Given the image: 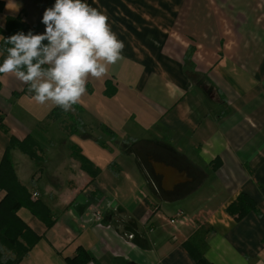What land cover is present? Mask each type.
<instances>
[{
  "label": "crops",
  "instance_id": "0c3cea01",
  "mask_svg": "<svg viewBox=\"0 0 264 264\" xmlns=\"http://www.w3.org/2000/svg\"><path fill=\"white\" fill-rule=\"evenodd\" d=\"M215 1L84 0L125 47L75 111L0 74V168L53 221L17 210L39 238L18 264H197L203 225L209 264H264V0ZM15 2L0 24L43 33L55 0ZM240 195L256 208L236 219Z\"/></svg>",
  "mask_w": 264,
  "mask_h": 264
},
{
  "label": "clouds",
  "instance_id": "9594fccd",
  "mask_svg": "<svg viewBox=\"0 0 264 264\" xmlns=\"http://www.w3.org/2000/svg\"><path fill=\"white\" fill-rule=\"evenodd\" d=\"M9 5L17 14L22 8L15 0H8ZM41 23L43 33L0 35V55L6 53L0 74H13L40 105L51 101L65 112L75 111L89 78H103L108 65L123 59L124 43L112 31L109 17L84 0H55Z\"/></svg>",
  "mask_w": 264,
  "mask_h": 264
},
{
  "label": "trees",
  "instance_id": "16d2710c",
  "mask_svg": "<svg viewBox=\"0 0 264 264\" xmlns=\"http://www.w3.org/2000/svg\"><path fill=\"white\" fill-rule=\"evenodd\" d=\"M5 25L4 29H0V35L5 37L21 30L25 33L28 30L40 33L37 28L22 22L19 16L7 17ZM2 47L3 42L0 41V48ZM5 56L6 53L2 54L0 64L3 63ZM2 166L3 164L1 168L4 170L1 174L2 178L0 177V190L5 191V196L0 202V264H18L29 254L39 238L19 218L16 213L17 210L22 207L29 209L48 228L53 221L47 210L37 206L36 201H33L27 192L17 184L13 173L10 172L11 170L8 171L5 166ZM255 208V204L249 198L240 195L234 203L229 205L227 212L235 216L236 219H240ZM208 232H211V229L207 225H203L183 244L197 264H209L204 258L206 249L204 238ZM88 260V254L84 250H79L70 261L72 264H85Z\"/></svg>",
  "mask_w": 264,
  "mask_h": 264
},
{
  "label": "built area",
  "instance_id": "2783aa9c",
  "mask_svg": "<svg viewBox=\"0 0 264 264\" xmlns=\"http://www.w3.org/2000/svg\"><path fill=\"white\" fill-rule=\"evenodd\" d=\"M32 199L35 200L37 199V194H33L32 195ZM92 217L97 221V222H100L101 221V216L98 214V213H93L92 214Z\"/></svg>",
  "mask_w": 264,
  "mask_h": 264
},
{
  "label": "rangeland",
  "instance_id": "374dc122",
  "mask_svg": "<svg viewBox=\"0 0 264 264\" xmlns=\"http://www.w3.org/2000/svg\"><path fill=\"white\" fill-rule=\"evenodd\" d=\"M204 1H205V3H211V4L216 2L215 0H204ZM217 2H219V1H217ZM190 3H195V0H190Z\"/></svg>",
  "mask_w": 264,
  "mask_h": 264
}]
</instances>
